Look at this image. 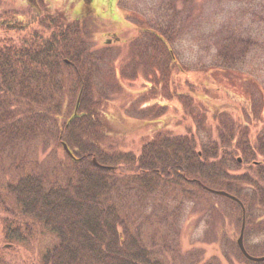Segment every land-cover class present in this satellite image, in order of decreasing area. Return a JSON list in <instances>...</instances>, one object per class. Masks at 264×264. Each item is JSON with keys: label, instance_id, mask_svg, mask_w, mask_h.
<instances>
[{"label": "trees", "instance_id": "16d2710c", "mask_svg": "<svg viewBox=\"0 0 264 264\" xmlns=\"http://www.w3.org/2000/svg\"><path fill=\"white\" fill-rule=\"evenodd\" d=\"M3 1L0 147L27 144L45 135L64 142L73 157L63 151L53 172L46 174L25 155L12 165L13 175L0 184L4 213L0 264H8L3 250L30 253L34 248L33 264H171L162 254L168 252L166 240L146 234L144 212L128 196L188 197L193 189L208 193L196 180L236 196L245 209V226L251 206L264 212V123L250 134L238 118L229 117L225 123L218 122L214 134L212 126L204 130L202 138L193 132H157L136 153H107L100 144L104 134L100 112L106 100L100 83L109 85L115 78L114 71L102 66L109 57L108 43L91 47L84 18L67 22L46 6L24 16ZM172 32L170 24L140 29L126 44L121 63L132 70L123 77L134 78L137 66L148 62V67L160 72L154 90L161 91L165 87L161 82H168L174 68H180L170 48ZM222 59L230 60L227 55ZM71 97L74 106L65 115L64 101ZM248 110L244 106L240 112ZM157 114H163L162 109ZM93 158L113 169L96 166ZM240 166L242 171L237 170ZM124 196L131 202L127 208ZM48 234L54 239L43 249L39 243Z\"/></svg>", "mask_w": 264, "mask_h": 264}, {"label": "rangeland", "instance_id": "374dc122", "mask_svg": "<svg viewBox=\"0 0 264 264\" xmlns=\"http://www.w3.org/2000/svg\"><path fill=\"white\" fill-rule=\"evenodd\" d=\"M32 1L38 2V8L46 6L58 12L67 22L84 18L91 47L108 43L109 57L102 66L114 71L115 78L109 85L100 83L106 99L100 112L104 132L100 144L107 153L117 150L136 153L157 132H193L202 138L201 134L206 136L204 130L212 126L214 134L218 122L225 123L229 117L238 118L250 134L263 125L264 0H173L172 4H168L169 0H4L3 3L31 16L35 14L30 8ZM156 23L172 26L170 48L180 66L174 68L168 82H161L165 86L161 91L154 90L160 72L148 67L147 61L137 66L134 78L123 77L132 68L122 67L121 63L128 50L127 42L135 39L140 29ZM224 55L230 58L228 62L222 59ZM168 90L173 92L172 96ZM64 102V114L68 115L74 98H66ZM244 106L250 108L242 114ZM161 109L163 114L155 116ZM48 138L42 135L27 144L0 147V184L10 179L14 173L12 165L24 155L28 160L35 159L44 174L52 173L57 161L63 158V150L60 143ZM155 195L128 198L143 210L146 234L156 235L158 241L166 240L168 252L162 254L168 263L264 264L243 259L235 242L240 209L221 196L194 189L188 197ZM128 198H121L126 208L131 206ZM250 210L243 243L250 255L263 256L264 212L255 206ZM3 217L0 210V247ZM53 239L48 234L39 246L44 249ZM34 251L3 250L8 264H22V260L33 264Z\"/></svg>", "mask_w": 264, "mask_h": 264}, {"label": "water", "instance_id": "95a60500", "mask_svg": "<svg viewBox=\"0 0 264 264\" xmlns=\"http://www.w3.org/2000/svg\"><path fill=\"white\" fill-rule=\"evenodd\" d=\"M63 151L70 157H73V155L71 154L69 148L66 146V144L64 142L61 143ZM238 162H241V158L240 156H238L237 158ZM93 162L96 166L100 167V168H107V169H113L112 166H106V165H101L99 163H97L95 161V159L93 158ZM196 183L205 191L214 194V195H218V196H222L225 197L227 199H230L232 201H234L241 209V222H240V228H239V232H238V236L236 238V245L238 250L240 251V253L242 254V256L244 258H246L249 261H253V262H261L264 261V255L263 256H252L250 255L243 244V233H244V227H245V209L244 206L242 204V202L233 194L225 191V190H221V189H214L211 187H208L204 184H202L199 180H196Z\"/></svg>", "mask_w": 264, "mask_h": 264}, {"label": "flooded vegetation", "instance_id": "af4514ba", "mask_svg": "<svg viewBox=\"0 0 264 264\" xmlns=\"http://www.w3.org/2000/svg\"><path fill=\"white\" fill-rule=\"evenodd\" d=\"M32 5H30V8L34 11H39V8L37 7L38 2L37 1H32L30 2Z\"/></svg>", "mask_w": 264, "mask_h": 264}]
</instances>
